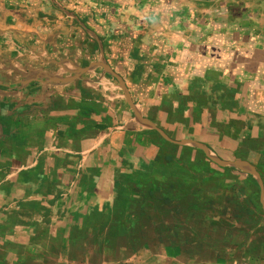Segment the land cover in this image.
<instances>
[{"label":"crops","instance_id":"obj_1","mask_svg":"<svg viewBox=\"0 0 264 264\" xmlns=\"http://www.w3.org/2000/svg\"><path fill=\"white\" fill-rule=\"evenodd\" d=\"M94 63L264 186V0H0V264H264L254 178Z\"/></svg>","mask_w":264,"mask_h":264},{"label":"water","instance_id":"obj_2","mask_svg":"<svg viewBox=\"0 0 264 264\" xmlns=\"http://www.w3.org/2000/svg\"><path fill=\"white\" fill-rule=\"evenodd\" d=\"M92 66L101 67L106 73H108L110 76H112L118 82L123 94L125 95L127 104L130 107V109L132 110L135 118H137L144 125L150 127L152 130L156 131L161 136V138H163L166 142L171 143L173 145H177V146H187V145L192 146V147L198 149L199 151H201L205 155V157L210 162H212L213 164H215L219 167H223V168H225V167L234 168V169H237V170L244 172L245 174L252 176L254 178V180L256 181V183L259 187V190H260L259 201H260L262 211L264 213V186H263V182L261 180V177L258 174V172L256 171V169L254 168V166H252L249 162L243 161V160H234V161L222 160V159L214 156L213 154H211L206 146H204L201 143L192 141V140L174 141V140L170 139L163 131H161L159 128H157L152 122L143 118L142 116H140L137 113V111L135 110L133 103L129 97L128 91H127L125 85L123 84L122 80L120 79V77L118 75H116L109 67H107L104 64L94 63L90 67H92ZM88 69L89 68L77 69L74 72L75 76L70 77V78H58V77L46 75V76H38V77L34 78L33 81H39L41 78H45V79H47L48 82H51V83L65 84L67 82H70V81L78 78L81 74L85 73Z\"/></svg>","mask_w":264,"mask_h":264},{"label":"trees","instance_id":"obj_3","mask_svg":"<svg viewBox=\"0 0 264 264\" xmlns=\"http://www.w3.org/2000/svg\"><path fill=\"white\" fill-rule=\"evenodd\" d=\"M253 183H254V186H255V197L253 198V201H252V205H254L255 206V208L261 213V214H263V212H262V209H261V205L259 204V187H258V185L256 184V182L255 181H253ZM255 198H256V200H255ZM241 210H242V213L243 214H245V215H247L248 217H250V218H252V216H253V210L250 208V203H245L244 205H242L241 206Z\"/></svg>","mask_w":264,"mask_h":264}]
</instances>
